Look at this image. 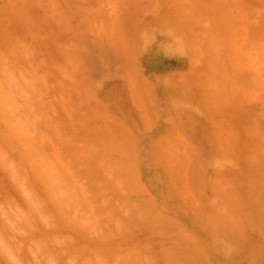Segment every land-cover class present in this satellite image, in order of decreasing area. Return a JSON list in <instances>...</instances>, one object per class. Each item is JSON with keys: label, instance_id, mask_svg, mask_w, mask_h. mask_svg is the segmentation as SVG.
<instances>
[{"label": "rangeland", "instance_id": "obj_1", "mask_svg": "<svg viewBox=\"0 0 264 264\" xmlns=\"http://www.w3.org/2000/svg\"><path fill=\"white\" fill-rule=\"evenodd\" d=\"M0 264H264V0H0Z\"/></svg>", "mask_w": 264, "mask_h": 264}]
</instances>
